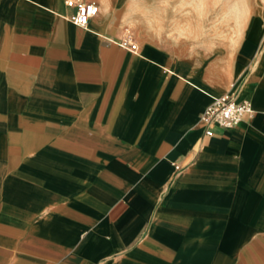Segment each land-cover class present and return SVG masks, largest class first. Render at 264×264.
<instances>
[{"label":"crops","instance_id":"obj_1","mask_svg":"<svg viewBox=\"0 0 264 264\" xmlns=\"http://www.w3.org/2000/svg\"><path fill=\"white\" fill-rule=\"evenodd\" d=\"M70 14L0 0V264H264L259 35L220 94ZM224 94L252 114L205 137L200 115Z\"/></svg>","mask_w":264,"mask_h":264},{"label":"rangeland","instance_id":"obj_2","mask_svg":"<svg viewBox=\"0 0 264 264\" xmlns=\"http://www.w3.org/2000/svg\"><path fill=\"white\" fill-rule=\"evenodd\" d=\"M99 5L98 18L111 31L120 35V42L123 39H131L142 46L152 45L166 52L170 60L184 63L192 72L193 77L203 84L221 90L222 94L230 84H238L243 73L249 68L243 64L240 53L241 41L252 34L259 35L260 51L264 49V0H249V13L245 12L243 22H238L230 29V35L222 33L221 40L225 41L216 51H200L191 44L186 33L176 29L169 31L163 38L160 37V30L156 35H151L143 28H136L131 25L125 29L124 23L108 24L105 16L108 14V5L105 0H94ZM124 0H113V7L121 9Z\"/></svg>","mask_w":264,"mask_h":264},{"label":"clouds","instance_id":"obj_3","mask_svg":"<svg viewBox=\"0 0 264 264\" xmlns=\"http://www.w3.org/2000/svg\"><path fill=\"white\" fill-rule=\"evenodd\" d=\"M105 2L106 23L123 22L125 29L135 25L151 35L160 30L161 38L179 29L186 33L183 38L205 52L220 48L225 43L221 34L230 35L245 12L249 17L251 12L249 0H124L121 9L113 7V0Z\"/></svg>","mask_w":264,"mask_h":264},{"label":"built area","instance_id":"obj_4","mask_svg":"<svg viewBox=\"0 0 264 264\" xmlns=\"http://www.w3.org/2000/svg\"><path fill=\"white\" fill-rule=\"evenodd\" d=\"M64 5L71 10L68 21L79 28H87L89 22L99 13V5L94 0H64ZM121 45L133 53L139 50V44L128 38L123 39ZM251 114L252 109L248 103L237 102L233 95L224 94L212 99L201 113L199 124L203 128L204 136L211 137L215 128L231 130Z\"/></svg>","mask_w":264,"mask_h":264}]
</instances>
